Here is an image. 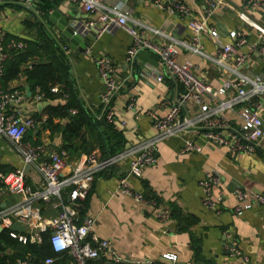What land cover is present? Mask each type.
Instances as JSON below:
<instances>
[{
  "label": "crops",
  "instance_id": "obj_1",
  "mask_svg": "<svg viewBox=\"0 0 264 264\" xmlns=\"http://www.w3.org/2000/svg\"><path fill=\"white\" fill-rule=\"evenodd\" d=\"M183 1L192 8L196 20L201 21L206 0ZM130 6L134 10L132 20L139 23L145 36L155 44L176 43L178 61L192 62L198 78L204 79L214 89H220L231 78L209 58L192 54L181 46L180 43L187 42L192 36L187 19L182 20L160 11L153 5V0L132 2ZM55 10L70 14L81 25L98 17L97 14H86L81 8L72 6L69 0H15L0 5V29L6 37L20 40H11V44L21 43L25 48L23 40L37 42L39 38H44L43 32L48 34L47 28L53 31V36L48 35L64 52L68 80L73 88L72 94H63L60 86H54L51 90L57 88L59 92H52L51 99L44 97L38 104L27 102L24 116L34 119L38 125L27 132L25 140L34 146L45 147L48 153L65 152L68 165H73L91 153L108 158L154 137L153 117H165L170 105L183 93V87L165 74L159 59L149 51H143L135 60L127 62V52L133 39L121 28L106 32L99 38L90 33L86 38L91 47L90 54H77L67 49L58 29L48 21L49 15ZM241 12L264 28V8L253 10L241 0H227L207 22V32L201 38L203 53L216 58L220 46L233 43L229 33L241 31L248 44L237 48V54L250 55L247 72L250 75L260 74L264 72V59L251 52L255 44L264 46V38L261 39L259 32L240 18ZM27 21H37L44 31L39 33L38 30L30 29L25 23ZM212 28L219 29L221 34L218 40L210 36L208 31ZM101 56L111 59L120 83L113 104V124H108L104 119L101 97L105 86L95 63ZM48 62L45 56L35 57L28 67ZM228 64L234 68L232 62ZM158 74L163 75L161 82L156 80ZM26 86H29L27 79L21 75L9 84L8 89L26 94ZM231 94L219 99L224 100ZM205 101L217 103L209 99ZM44 102L50 105L39 109V104ZM68 103L76 106L69 115L83 123L79 136L71 140L64 136V129L70 119L55 118L52 128L45 127L49 119L48 109ZM193 110L198 109L194 106ZM71 111L76 113L72 114ZM224 118L232 128L241 126L237 113H226ZM262 118L264 121V110ZM122 121L127 124L122 126ZM194 140L202 147V152L181 154L185 137H173L160 143L157 163L145 169L141 178L128 175L130 159L104 170L96 176L87 199L78 203L80 218L91 217L96 221L95 233L100 239L111 242L113 250L123 260L120 264H137L146 260L153 264H165L162 260L166 256L176 259L172 264H245L242 259L231 257L227 252L226 245L229 243H234L249 258L248 264H264V205L255 206L241 216L234 213L236 189L264 196V154H230L225 149L210 145L201 136H195ZM24 167L22 158L14 152L9 142L0 138V173H11L10 170L14 172ZM212 171L221 177V185L214 190L215 196L223 197L220 214L205 210L201 202L200 184L206 174ZM125 177L133 191L169 208L170 221L160 222L155 217L153 207L123 194L119 180ZM28 182L37 184L31 178ZM67 198L65 192V201ZM23 200L19 196L0 194V208L11 207ZM41 208L44 217L55 215L50 205L41 203ZM6 254L11 257L14 253L9 249ZM31 262L34 264L32 256ZM70 263L71 259L65 257L64 264ZM89 264L118 263L108 257H101Z\"/></svg>",
  "mask_w": 264,
  "mask_h": 264
},
{
  "label": "built area",
  "instance_id": "obj_2",
  "mask_svg": "<svg viewBox=\"0 0 264 264\" xmlns=\"http://www.w3.org/2000/svg\"><path fill=\"white\" fill-rule=\"evenodd\" d=\"M15 0H0V5ZM151 0H69L72 6L79 7L86 14H97L96 20L80 24L82 34L86 38L94 33L97 38L116 28L124 29L133 39L127 52V62L135 60L143 51L154 54L167 76L180 84L184 91L170 105L165 117H153V128L156 135L145 139L108 158H101L97 153H91L79 162L68 165L65 152L48 153L43 146H34L25 140L29 130L37 127L38 123L32 118H25V105L31 101L40 103L45 95L40 87L35 90L31 99L22 91H11L0 85V138H5L14 152L22 158L25 166H30L41 178V182L30 184L23 169L11 173H0V194H10L22 197V202L8 208H0V227L9 231L12 239L22 245H42L44 235H48V244L56 257H48L41 264H55L58 259L70 258V264H89L101 257H108L116 263H122L121 257L113 250L108 240L100 239L95 233V220L91 217L80 218L76 208L80 201L87 199L95 178L104 170L123 163L130 159L129 176L141 178L145 169L154 166L158 161V145L173 137H185L181 154L202 152V147L195 140V136L203 137L206 142L216 148L225 149L230 154L253 155L257 152L264 154V72L250 75L247 72L249 56L237 54V48L247 45L243 32L229 33L233 43L220 46L216 58L207 57L203 53L202 36L207 32V22L213 17L215 10L227 0H206L202 9L201 21L196 20L191 7L183 0H153V5L172 17L188 20V28L192 36L187 42L180 43L187 51L195 55L209 58L218 65L229 77L220 89H214L204 79L194 73V65L190 61L180 63L176 43L169 45L155 44L145 36L139 28V23L132 20L134 10L132 2L144 3ZM251 9L264 8V2L257 0H241ZM240 18L250 27L259 32L264 38V28L253 21L246 13L241 12ZM210 36L218 40L220 31L212 28ZM6 34L0 29V77L3 74V65L8 58L4 43ZM8 48L21 50L24 45L12 43ZM66 49V47L64 48ZM68 49V48H67ZM84 53L90 54L91 47L85 48ZM264 59V46L255 44L252 52ZM234 64V68L229 66ZM99 77L104 83L105 92L101 97L104 106V119L108 124L115 122L114 101L120 90L116 67L107 56L96 59ZM161 82L163 75H156ZM58 93L57 88L51 90ZM224 99L220 97L227 96ZM217 101L216 104H209ZM132 105H130L131 107ZM196 106L198 110L194 111ZM75 114V111H71ZM226 113H237L241 126L232 128L225 120ZM127 123L121 122L122 126ZM195 135V136H192ZM67 172V176L61 174ZM128 178L119 180L123 194L134 198L138 203L150 205L155 210V217L162 223L171 219L169 208L160 205L154 199H148L137 193L129 186ZM221 185V177L215 172L206 174L201 182L202 205L207 211L220 214L222 212L223 197L215 196L214 190ZM67 193V201L64 193ZM236 206L234 213L238 216L255 206L264 205V196L244 189L234 191ZM41 203L50 205L55 215L44 217ZM19 223L25 227L24 233L11 231V227ZM230 238V236L228 237ZM231 257L242 259L248 264L249 258L234 244L226 245ZM2 255H0V259ZM173 262L174 257L166 256ZM6 264H32L31 256L16 259ZM137 264H153L146 260Z\"/></svg>",
  "mask_w": 264,
  "mask_h": 264
},
{
  "label": "trees",
  "instance_id": "obj_3",
  "mask_svg": "<svg viewBox=\"0 0 264 264\" xmlns=\"http://www.w3.org/2000/svg\"><path fill=\"white\" fill-rule=\"evenodd\" d=\"M30 29L38 30L39 33L43 32V27L37 21L25 22ZM44 33V34H43ZM44 38H39L37 42L24 41L26 44L24 49L18 50L8 48L11 40L19 41L17 38L6 37L5 39V52L8 55L7 60L3 65V74L0 77V84L8 89L11 82L24 75L27 83L35 93L36 87H40L45 99H51L53 93L51 88L60 86L63 94H72V85L69 79L68 68L65 66L66 57L62 49L57 45L48 34L43 32ZM47 57L50 62L38 63L28 67L29 62L35 57ZM74 104L68 103L65 106L50 107L48 109L49 119L45 122L46 128L54 126L53 120L55 118L70 119V123L64 129V136L67 140L79 136L82 129V122L78 118L71 117L69 112L75 108ZM55 129V128H53ZM112 156V155H111ZM13 251L11 257L6 256L8 250ZM0 255L3 257L0 264H6L7 261H15L18 258H24L31 255L34 264H39V261L48 257H56L48 244V236L44 235V242L42 245H22L18 241L12 239L9 231L0 232ZM55 264H64L65 257Z\"/></svg>",
  "mask_w": 264,
  "mask_h": 264
},
{
  "label": "water",
  "instance_id": "obj_4",
  "mask_svg": "<svg viewBox=\"0 0 264 264\" xmlns=\"http://www.w3.org/2000/svg\"><path fill=\"white\" fill-rule=\"evenodd\" d=\"M48 21L58 29V34L67 44L68 49L74 50L77 54L84 53L85 48L88 46V41L86 40V34H82V29L80 28L81 25L76 23V19L74 21V18L70 14H64L60 10H55L49 15ZM25 90L27 97L31 99L33 93L30 86H26ZM47 105H50V103L44 102L39 104L38 107L39 109H42ZM23 173L26 177L33 179L37 184L41 182L40 176L30 166H25ZM61 176H67V172H63ZM76 208L80 210L79 206H76ZM3 231L4 228L0 227V232ZM11 231L24 233L25 227L22 224L15 223L11 227ZM162 262L165 264H172V261L166 258H163Z\"/></svg>",
  "mask_w": 264,
  "mask_h": 264
},
{
  "label": "rangeland",
  "instance_id": "obj_5",
  "mask_svg": "<svg viewBox=\"0 0 264 264\" xmlns=\"http://www.w3.org/2000/svg\"><path fill=\"white\" fill-rule=\"evenodd\" d=\"M45 28H46V27H45ZM47 30H48L47 32H48L49 35H52V34H53V31H52V30H49L48 28H47ZM52 36H53V35H52ZM59 44H60V43H59ZM9 172H13V171L10 170ZM13 199H14V197H13Z\"/></svg>",
  "mask_w": 264,
  "mask_h": 264
}]
</instances>
